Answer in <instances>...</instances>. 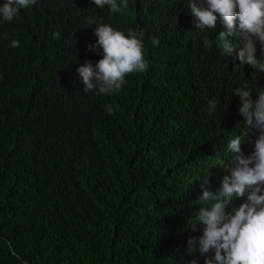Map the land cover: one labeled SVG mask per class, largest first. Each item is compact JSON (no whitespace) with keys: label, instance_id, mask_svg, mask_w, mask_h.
I'll return each mask as SVG.
<instances>
[{"label":"trees","instance_id":"obj_1","mask_svg":"<svg viewBox=\"0 0 264 264\" xmlns=\"http://www.w3.org/2000/svg\"><path fill=\"white\" fill-rule=\"evenodd\" d=\"M187 2L129 0L110 13L38 0L0 21V264H204L188 253L202 235L188 228L194 201L206 175L220 187L227 142L246 133L232 90L247 84L255 100L264 74L205 47L228 30L218 19L216 32L199 31ZM101 23L143 32L148 61L105 95L85 93L77 72L101 58L89 50Z\"/></svg>","mask_w":264,"mask_h":264},{"label":"clouds","instance_id":"obj_2","mask_svg":"<svg viewBox=\"0 0 264 264\" xmlns=\"http://www.w3.org/2000/svg\"><path fill=\"white\" fill-rule=\"evenodd\" d=\"M128 2L92 0L97 8L107 7L110 13L126 9ZM37 3L38 0H3L0 21L12 22L22 9ZM187 8L199 31L216 32L218 19L228 30L220 31L215 41L204 40L205 47L211 48L215 43L222 46L223 53L235 51L241 65H250L255 72L264 74V0H188ZM94 34L97 39L89 44V50L101 58L95 64L88 61L77 68L85 93L112 94L122 88L128 74L147 71L143 32L101 23L94 27ZM59 35L52 33L54 39ZM228 35L233 38L232 43L226 41ZM152 44L158 46L159 40L153 38ZM10 46L18 48L20 41L13 39ZM255 92L253 100L252 89L247 84L232 90V96L239 98L238 112L246 133L237 134L227 142L225 155L233 158L227 163L220 158L217 163L223 173L220 187L215 191L206 187L210 183L206 175L202 194L194 201L196 211L188 228L201 226L202 235L188 238V253L198 251L205 256L204 264H264V87ZM218 107L216 100L208 101L209 114ZM249 132L259 135L254 149L245 156L241 145ZM241 198L243 202L233 207V202ZM209 253L212 255H206ZM190 264L198 261L193 259Z\"/></svg>","mask_w":264,"mask_h":264}]
</instances>
